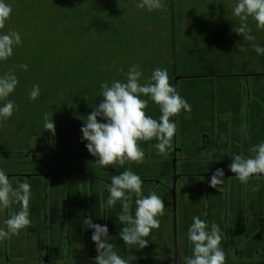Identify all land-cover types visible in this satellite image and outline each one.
Listing matches in <instances>:
<instances>
[{
    "label": "trees",
    "instance_id": "trees-1",
    "mask_svg": "<svg viewBox=\"0 0 264 264\" xmlns=\"http://www.w3.org/2000/svg\"><path fill=\"white\" fill-rule=\"evenodd\" d=\"M8 2L12 5L13 13L6 22L4 31H18L22 37V44L14 48L13 57L0 62V74L13 71L19 79L15 92L9 98L15 101L16 112L19 113L23 127L25 126L23 138L27 140L28 147L25 152L32 148L50 153L52 158L58 160L57 170L65 171L66 167H70L74 171L70 199L72 205L78 208L75 211L70 209L73 211L70 212V221L79 227L84 225L88 209L92 221L97 224L108 223L109 234L112 236L111 243L118 250L124 251L128 248L119 238V231L125 226L117 219L120 206L117 204L113 208L108 206L103 208L102 205L107 202L109 195L108 190H100L96 184L97 177L93 176L91 181L95 183V187H91L88 193L87 188L80 184V171L90 169V172L111 181L109 177L111 172L119 174L125 169H131L137 173L148 168V178H142L143 183H148L149 178L163 179L173 172V161L170 157L176 154L175 147L181 148L187 158L194 157L197 155L194 151L201 145V137L205 132L214 133L210 141L213 146L218 141L215 135L231 133L233 130L237 133V136L230 140L234 148L233 153L241 154L239 136L242 120L247 115L251 137L244 155L249 156L250 146L261 142L260 137L264 138V90H258L259 84L264 87V72L255 76L259 79L254 88L252 84H248L252 79L245 78L244 72L223 69L222 64L225 66L229 64L227 69L233 67L234 64L229 61L214 60L215 65L221 66L217 70L206 72L202 68V62L206 58L191 50L192 57L183 65L179 63L182 57L177 48L182 40H179L178 36L181 37L183 32L181 22L183 11L179 5L183 0H164L167 17L162 19L163 31L168 32L171 38L162 37L157 31L160 23L154 20L153 16L158 11L150 13L137 9L132 3L126 4V0H8ZM134 8L138 11L134 12ZM221 17L223 20L220 23L213 20L208 26L203 23L202 16L196 23L193 18L191 27L202 26L201 32L204 33L201 38H206L205 42L209 45L227 44L233 47L235 53L231 54L242 53L243 50L236 44L239 41L240 46H244L245 40L239 38L240 35L235 36L236 33L228 19ZM199 41L201 40L191 37L188 43L194 48L198 46ZM166 46L168 49L171 47L170 57L173 60L168 73L169 82L191 105L190 113L181 112L182 121L178 122L177 117L172 118L177 122L172 150L166 157H161L152 147L156 143L155 140L140 142V147L145 152L144 163L126 162L124 167L118 169L112 166L99 168L94 163L97 158L89 154L86 142H81V127L86 116L93 111L92 108L102 100L101 83L123 81L125 77L120 69L127 72L132 65L139 66L143 72L141 82H146L152 71L161 67L154 57H157L158 53L163 54L162 50L166 49ZM24 64L28 66L27 71L20 67ZM177 77L179 79L175 80ZM33 85H39L40 95L35 101H29L28 93ZM247 91L252 92V97L246 109L243 96ZM52 113L54 135L43 127L45 114L51 117ZM146 113L158 119L159 107L150 101ZM230 117L232 121L229 120ZM13 151L0 150V160L24 158L26 155L22 153L23 149L19 150L20 152ZM16 153L20 156H13ZM151 158L161 164L156 168L157 163L154 164ZM66 160L67 163L64 162ZM183 163L189 173L203 170L198 164L191 166V162ZM225 167L226 163L218 162L217 166L211 169L215 171ZM153 172L155 176L150 175ZM222 188L224 189V184ZM198 190L205 191L203 187L194 186L192 192ZM222 192L224 190L220 192L221 195ZM145 193L144 191V195ZM221 200L222 197L219 198V203ZM115 225L120 226L119 229H112ZM255 225L256 221L251 227ZM132 250L138 251L134 248Z\"/></svg>",
    "mask_w": 264,
    "mask_h": 264
},
{
    "label": "clouds",
    "instance_id": "clouds-1",
    "mask_svg": "<svg viewBox=\"0 0 264 264\" xmlns=\"http://www.w3.org/2000/svg\"><path fill=\"white\" fill-rule=\"evenodd\" d=\"M137 9L148 12L163 11L164 0H135ZM13 13L8 0H0V62L9 60L14 55V48L22 44L18 31H4L6 22ZM233 16L239 18L240 24L233 31L247 41H255L247 21H255L258 30L264 31V0H235L232 9ZM253 50L258 56L264 57V46L253 44ZM27 71L26 64L20 65ZM125 77L123 81H104L100 85L102 100L93 107L86 116L81 127V142L89 154L96 157L95 163L101 168L110 166L124 167L126 162L142 164L145 162V152L140 142H150L157 155L166 157L173 148V138L177 131V122L172 119L181 112H191V105L177 89L170 84L167 69L155 68L146 82H141L143 72L138 65H132L127 72L120 69ZM19 79L15 72L0 74V121L10 119L17 110L15 101L9 97L15 92ZM40 95L39 85H33L28 93L29 101H35ZM142 97H146L142 98ZM159 107L158 119L147 115L149 102ZM48 114L44 116L43 127L55 134V124ZM251 155L232 153V163L228 166L235 179L242 184L250 180L264 177V140L249 148ZM211 159V154H208ZM224 170L216 169L209 180V186L221 192L224 184ZM15 180V184L13 183ZM107 206H120L117 219L125 225L119 231V238L126 245L145 248L154 229H159L160 219L165 214V203L155 192L144 195L141 177L131 169H125L111 176L108 187ZM31 184L27 180L10 178L7 171L0 168V212L9 211V215L0 226V242L18 236L27 229L30 219ZM133 197L135 210L133 211ZM18 205V210L12 211V206ZM84 225L92 230L91 240L98 253L92 264H130L118 254L110 242L107 225L93 223L91 218L84 220ZM226 235L222 233L215 222L209 225L207 220L193 216L187 229V241L190 255L180 257L173 264H228L222 241Z\"/></svg>",
    "mask_w": 264,
    "mask_h": 264
},
{
    "label": "crops",
    "instance_id": "crops-1",
    "mask_svg": "<svg viewBox=\"0 0 264 264\" xmlns=\"http://www.w3.org/2000/svg\"><path fill=\"white\" fill-rule=\"evenodd\" d=\"M245 97L244 108L247 109L252 92L247 91ZM229 120L232 121L231 117ZM248 128L249 118L247 115L242 120L241 135L239 134V138H241L239 148L243 155L247 151L248 140L251 137ZM236 136L237 133H234L233 130L231 133L227 132L216 136L218 141L215 142V145L221 148L225 156L229 157L228 160L224 157V162L227 163L225 169H228V166L232 163L230 154L233 153L234 148H232L230 140ZM259 139L260 141L264 140L262 137ZM215 145L210 149L215 151L217 149H214ZM46 154L31 148L30 151L26 152L24 158L14 157L11 160H0V162L8 161L11 164L14 162L21 163L27 170H21L19 165L17 170L6 169V167L5 170H7L10 178L27 180L31 184L32 192L29 205L32 223L27 229L22 230L18 236L0 242V264H92L94 257L98 254L96 246L91 240L92 230L88 229L86 225L79 227L69 219L70 212L73 213L78 208L72 205L70 199L73 184L72 173L74 171L70 167H66L65 171L57 170L58 160L52 158L50 153L47 156ZM178 155L179 160L176 168V172L178 170L180 173L178 179L177 176H174L175 178L171 177V179L164 177L162 180L157 178L148 179V194L155 192L159 186L173 193L171 198L172 208L174 209L172 219L169 213L162 219L159 227L162 230L157 233L160 234L157 240L154 239L155 233L151 234L152 239H149L148 255L145 254L147 252L143 249H139L140 252H134L133 247L128 245V248L124 251L118 250L116 247L118 254L125 259H129L130 264H173L180 257L191 254L187 241V229L192 222V217L199 216L201 219L207 220L209 225L215 222L219 225L222 233L226 235V239L222 241V246L226 252L228 264H264V177L250 180L248 184H242L235 179V173H232L231 176L224 177V184L227 188L223 189L224 192L221 195L219 191L209 186V180L215 172L211 168L216 167L218 162L209 168L206 165V160H204L205 155L201 153L200 156L203 162L199 165L203 168L204 173L211 170V174L199 175L203 177V181L197 184L198 181H195L197 179L194 178L198 176L197 174L190 172L191 174L184 175V172L188 171H186L183 162L191 161H188V158L183 155V151ZM211 155L213 157L218 156V154ZM152 159L151 161L154 164L157 163L156 160ZM64 162L67 163L68 161ZM95 165L97 164L95 163ZM79 173L81 175L79 178L80 184L83 188H87V192L95 184L91 181L93 176L97 177L96 184L100 190H108L111 181L104 180L99 175L90 172V169ZM186 176L190 179L192 177L191 186ZM13 183L15 184V180H13ZM194 186H206L208 190L192 192ZM87 192L86 197L89 199V192ZM219 197H222L220 203ZM102 206L106 208L107 203L104 202ZM52 208H56V210ZM70 209L73 211H70ZM11 210H18V205H13ZM134 210L135 203L133 204ZM8 215V210L0 212V226H3L2 221ZM86 218H90L88 209L85 215ZM259 218H261V222L258 220ZM170 219L175 227H169V229H175L176 233L174 232V235L170 233L171 245H168L166 236L169 237V230L165 231V229L169 226L167 221ZM254 219L258 221L252 228ZM93 223L96 222L93 221ZM101 225H107L110 229L108 223H102ZM119 227L115 225L112 229H119ZM176 246L178 247L177 257Z\"/></svg>",
    "mask_w": 264,
    "mask_h": 264
},
{
    "label": "rangeland",
    "instance_id": "rangeland-1",
    "mask_svg": "<svg viewBox=\"0 0 264 264\" xmlns=\"http://www.w3.org/2000/svg\"><path fill=\"white\" fill-rule=\"evenodd\" d=\"M135 5V0H126V4H131ZM235 5V0H183V3H180L179 7H182V26H183V32H181V37H179V40L181 39L182 42L179 43L178 45V50L181 53V60L179 63L183 65L186 63L188 59L192 57L191 50L197 52L198 54L202 55V57H205L206 61L203 60L202 68L207 72L208 70H214V69H219L220 65H215L213 62L214 60H222V62L229 61L233 65L232 68H228L229 64L225 66V64H222L224 66L223 69L229 70V71H240L244 72L246 76L249 77V79H252L249 81L248 84H252L255 88V84L258 81L259 78L255 77L256 75L263 73L264 72V57L258 56L255 51L252 48L253 44H260L264 46V31L258 30L255 26V21H253L251 18L247 21L249 27L252 30V34L256 37L255 41H247L245 40L244 46H240V42H237V46L239 49L243 50L242 53L239 54H231L235 53L233 52V47L228 46L227 44H219V43H212L209 45V43L205 42L206 38H201L202 33V26H192V20L193 18L195 19V22L199 19V17L202 16V21L203 23H206L207 26L209 25L210 21H215L216 23H220L223 19L221 16H224L228 19V22L230 23L232 28L238 27L240 24L239 18L233 16L232 14V9ZM138 10L134 8V12H137ZM167 17V11L165 9L163 11H158L154 16V20H157L160 25L158 26V33L162 34V37H169L171 38L170 34L166 31H163V24H162V19ZM151 22V21H150ZM202 23V25H203ZM204 26V25H203ZM157 27V26H156ZM235 33V32H234ZM204 36V35H203ZM235 36H238L235 34ZM191 37H194L195 39H199V44L197 47L192 48L191 44L188 43V40L191 41ZM242 38V36H239V38ZM178 43V41H177ZM168 44V43H167ZM171 44V43H170ZM223 45V46H222ZM221 47V48H220ZM170 52H171V47L170 49L167 48L162 50L163 54L158 53L157 57H154L159 64H161L162 69H167L168 73L171 70L173 60L170 57ZM226 56V57H223ZM205 61V62H204ZM213 63V64H212ZM236 66V67H235ZM226 67V68H225ZM179 77L175 78V80H178ZM259 88L258 90L261 91L264 90V87ZM251 88V86H250ZM264 92V91H263ZM246 97L245 94L243 96V102L245 103ZM243 103V104H244ZM178 122L183 120L182 113L177 117ZM25 127V126H24ZM24 127H23V122L21 118H19V113L14 112L13 116L10 119H6L3 121H0V150L3 152H7L8 150L10 151H19L23 149V154L25 150L28 148L26 146V139L23 138L24 134ZM20 152V151H19ZM13 156H20L18 153H16ZM26 156V155H25ZM161 163L156 164V168L159 166ZM20 166L21 170H27L24 166L21 165V163H9V162H0V168L6 169H13L17 170V166ZM148 166V164H146ZM129 167H131L130 164H128ZM99 167V166H98ZM153 166V169H155ZM101 168V167H99ZM152 169V170H153ZM141 170V169H140ZM7 171V170H6ZM155 172L151 173V176H155ZM137 174L142 178H148V168L141 170L137 172ZM154 174V175H153ZM112 175H116L113 172L110 173L109 177L111 179ZM152 185V184H151ZM143 188L144 190L148 189V183H143ZM204 189V188H203ZM157 195H159L162 199H164L165 203V214L162 217H159L160 222L162 219L165 217L166 214H170V218L172 219V215L174 213V209L172 208V192L167 191L165 188H161L160 186L157 187V190L155 191ZM220 198V197H219ZM171 219L167 221V229L165 231L169 230V237L166 236L167 239V244H170V233L174 235L175 229H169V227H175V224L172 225ZM259 218L258 220H260ZM263 219V218H262ZM257 219H254L253 221H258ZM166 222V221H165ZM261 222V220H260ZM161 224V223H160ZM162 229H154L153 234H154V239L157 240L158 237H160V234H157L161 231ZM148 239H152L151 237ZM134 249L139 250L138 247L132 246ZM148 255V245L143 248ZM146 264V263H144Z\"/></svg>",
    "mask_w": 264,
    "mask_h": 264
},
{
    "label": "flooded vegetation",
    "instance_id": "flooded-vegetation-1",
    "mask_svg": "<svg viewBox=\"0 0 264 264\" xmlns=\"http://www.w3.org/2000/svg\"><path fill=\"white\" fill-rule=\"evenodd\" d=\"M245 75V74H244ZM246 76V75H245ZM244 76V77H245ZM245 78H248V76H246ZM245 81H247V80H245ZM213 135H214V133H211V132H205V133H203L202 134V137H201V145L194 151L195 153H197V155L195 154V156L193 157H191V158H188V161H191V162H193V163H191L192 165L193 164H198V166L200 167V165L199 164H201V162H203L201 159V153L203 154V155H205L204 156V160H206L205 162H206V165H208L209 166V168H210V166L211 165H214L215 163H217V162H223V163H225L224 161V157H226L227 159L226 160H228L229 159V157H227V156H225L224 154H223V151L221 150V148L220 147H218V146H216L215 144V146H214V149L215 148H217L215 151H213V149H210L211 147H212V145H211V143H210V141H211V139L213 138ZM215 137H216V135H215ZM204 151H203V150ZM180 152H182V149L181 148H177V147H175V153L176 154H174L172 157H170V159L173 161L174 159H176V168H177V162H178V157H179V155H178V153H180ZM205 153V154H204ZM208 154H218V156L217 157H213L212 155H211V159H208L207 157H208ZM202 155V156H203ZM184 160V159H183ZM216 161V162H215ZM228 162V161H227ZM205 165V164H204ZM226 165H227V163H226ZM193 166H195V165H193ZM209 168H208V170H209ZM173 169H174V162H173ZM225 169V168H224ZM173 172H174V170H173ZM172 172V174H170L169 176H167L166 178H170L171 179V177H173V178H175L174 176H177V179H178V177H179V175H180V173L178 172V170H177V172H176V174L174 175V173ZM224 173H226V176H231L232 175V172L230 171V169L228 168V169H225L224 170ZM44 173L42 172V175H43ZM189 174H191V173H188V172H184V175H189ZM193 174H197L198 176L197 177H194V178H196L197 180H195V181H198V183L200 182H202L203 181V177H200L199 175H204V174H206V175H209V174H211V170H209V172L208 173H204V170L203 171H201V172H194ZM226 176H224V177H226ZM172 178V179H173ZM181 178V177H180ZM186 178L188 179V181H189V183H190V186H191V183H192V177H191V179L190 178H188L187 176H186ZM186 178H184V179H186ZM155 179V178H154ZM157 180V179H156ZM162 180V179H161ZM167 180H169V179H167ZM107 181V180H106ZM177 181V180H176ZM177 183V182H176ZM197 183V184H198ZM204 187V190H208V187H206V186H203ZM225 188H227V186L224 184V190H225ZM144 189V188H143ZM146 193H145V195H148V189L147 190H144ZM135 201V197H133V202ZM134 204V203H133ZM53 210H56V208H52ZM52 210V211H53ZM257 229H259V228H257ZM261 229H263V228H261ZM116 248V247H115Z\"/></svg>",
    "mask_w": 264,
    "mask_h": 264
},
{
    "label": "water",
    "instance_id": "water-1",
    "mask_svg": "<svg viewBox=\"0 0 264 264\" xmlns=\"http://www.w3.org/2000/svg\"><path fill=\"white\" fill-rule=\"evenodd\" d=\"M173 162H174V173L176 174V159H174ZM224 176H226V173H225ZM175 233H176V232H175ZM177 256H178V247L176 246V257H177Z\"/></svg>",
    "mask_w": 264,
    "mask_h": 264
}]
</instances>
